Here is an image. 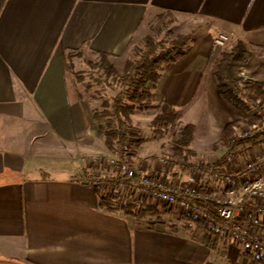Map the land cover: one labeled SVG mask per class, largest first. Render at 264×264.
I'll list each match as a JSON object with an SVG mask.
<instances>
[{"label":"crops","instance_id":"1","mask_svg":"<svg viewBox=\"0 0 264 264\" xmlns=\"http://www.w3.org/2000/svg\"><path fill=\"white\" fill-rule=\"evenodd\" d=\"M160 18L191 35L147 84L152 109L167 103L177 113L214 72L224 46L264 51V0H0V264H250L224 236L162 220L173 209L152 203L158 213L136 221L99 208L103 192L87 177L111 176L95 159L109 153L64 52L128 58ZM186 23L191 30L183 33ZM218 34L228 37L223 47L214 45ZM231 69L223 70L229 85ZM145 163L157 176L158 164Z\"/></svg>","mask_w":264,"mask_h":264},{"label":"built area","instance_id":"2","mask_svg":"<svg viewBox=\"0 0 264 264\" xmlns=\"http://www.w3.org/2000/svg\"><path fill=\"white\" fill-rule=\"evenodd\" d=\"M213 41L220 47L228 37L218 34ZM247 103V123L241 120L229 147L238 138L245 143L225 149L217 162L203 161L191 167L184 161L192 171L184 181H170L160 170L155 177L148 174L143 165L129 161L127 145L95 159L118 175L117 186L127 190L126 195L147 198L183 216L199 217L247 255L264 259V108L254 99ZM161 163L163 159L158 158V169ZM87 177L96 187L114 184L110 175ZM198 204L211 205L213 214Z\"/></svg>","mask_w":264,"mask_h":264},{"label":"trees","instance_id":"3","mask_svg":"<svg viewBox=\"0 0 264 264\" xmlns=\"http://www.w3.org/2000/svg\"><path fill=\"white\" fill-rule=\"evenodd\" d=\"M160 39L159 41L152 36H145L140 43L143 47L140 48V43L135 44L131 48L132 58L126 60L122 66L121 71H117L115 67L109 62L110 58L107 54L88 51L94 55L97 61L92 63L88 62L91 72L100 74L99 77H92L95 85L101 87L94 90L92 94L87 97V101L97 102L99 107L92 109V118L97 127V133L102 137V143L106 151L113 152L118 150L122 145H137L141 140L139 136V128L134 125L133 118L138 114L148 110L152 105L150 96V88L147 84H155L160 78L163 67L171 63L177 58L183 50L187 35L174 34L172 37ZM83 49H74L64 52L63 60L66 70L68 61L77 58ZM84 51V50H83ZM241 47L238 46L234 49V53H229V56H222L217 64L216 70L213 75L216 79V92L217 95L225 103L229 104L232 109L237 113H245L248 108L245 103L244 96L252 94L256 99L260 100L264 106V83L262 82H248L242 85L238 93L230 89L221 80L220 70L226 69L224 62L228 61L227 58L241 62ZM75 83V82H74ZM76 84V83H75ZM88 83H84V93L89 90ZM77 93L80 99L82 98L79 90L82 89L76 84ZM80 88V89H79ZM111 91V92H109ZM112 93V94H111ZM86 100V99H85ZM157 111L151 117L148 123V128L153 139L161 138L167 127V124L173 122L177 118L175 110L167 103H159L156 105ZM237 126L235 120L229 121L223 125L221 131V143L225 145L228 137L233 134L234 128ZM192 133V126L185 125L182 133V140L176 141L171 146L172 157L181 160L184 151L182 148L186 146V141L190 139ZM187 141V142H188ZM245 143L244 140H238L230 149L238 144ZM133 153V150L130 151ZM96 194L102 190L100 187L94 186ZM104 195H99V208L113 213H120L124 216H129L136 221L147 219L158 213V208L147 198L131 200L125 197L121 200L115 190H104ZM203 209L209 210L213 214V207L209 204H198ZM184 227L189 229L191 227L206 231L211 237L217 238L220 236L219 230L212 227L207 221L199 217L192 216L191 214L184 215ZM175 231V228L170 229ZM250 264H264V259L248 255Z\"/></svg>","mask_w":264,"mask_h":264},{"label":"rangeland","instance_id":"4","mask_svg":"<svg viewBox=\"0 0 264 264\" xmlns=\"http://www.w3.org/2000/svg\"><path fill=\"white\" fill-rule=\"evenodd\" d=\"M150 18L152 19L151 21L153 23L155 21V18H153V16H148V19ZM170 23L171 21L166 19L163 20L160 18V20L154 23L155 25L153 24L152 30H149V25L147 24L144 29L146 30L145 31L146 33L144 34H149L158 41L160 39L169 38L166 36L172 37L174 34L191 35V33H186V31L191 30V27L187 25V23L183 26L181 25L179 28L183 31V33L186 34H182L181 32L172 29ZM187 36L189 38V35ZM238 46H240L242 50L240 56L241 58H239L241 62L233 61L229 58H227L228 60L227 62L226 61L224 62V64H226L227 66L226 69L230 67L232 68L230 73H232L233 75L232 80L235 83H232L231 85H229V83H226L224 79L225 76L223 74L224 73L223 70L221 69L219 72L222 82L226 84L230 89L236 91L237 93L238 90H240L242 85L245 83L248 82L264 83V51L262 52L257 51L255 52L256 53L255 54L253 52H250L247 48H244L242 44H236L231 47L224 46L222 50L223 52L220 55L216 64H214L213 69L216 70L215 67H217V64L221 60L222 56L224 55L229 56L230 55L229 53H234V49H236V47ZM141 47H143V43H140V48ZM247 52L249 54H247ZM131 58L132 55L130 54L128 58L123 57L122 60L119 59L112 60L109 58L108 60L119 72L121 71L125 61L128 59L130 60ZM67 61H68V67H67L68 76L72 78L73 82H75L79 87L80 86L82 87V89L79 90V93H81L80 96L84 98V100L85 99L87 100V97L90 94H92L94 90H98L101 88L98 85H95L94 81L92 82L90 77L91 73L93 74L92 77L94 78L99 77L100 74L91 72L89 66L87 65L88 62L92 61L93 63L94 61H97L96 57L90 54L89 52L82 50L81 53L77 55V58L72 59V66H71V60L70 61L67 60ZM244 70H247V73H245ZM245 77L248 78L244 79ZM84 83H88L87 85H90L89 90L86 94L83 92L85 88L84 86H86L84 85ZM216 83L217 82L213 75V72H208L207 74H205L200 87L194 92H192L190 100H188L184 106H181L177 110V118L173 122L167 124L164 135L159 139H153L149 134L148 132L149 128L147 127L149 120L156 113L155 111H157V109H152V105H151L148 108V110H145L144 112L134 117L133 123L135 126H137L140 129L139 136L141 137V140L137 143V145L136 144L132 145V149L130 148L131 146L127 145L129 147V154H130L129 161H132L133 163L138 162L141 165L145 166L146 160L154 161V163L156 164L157 159L161 158L163 159V163H161V169H160L162 174L167 177L169 176L168 179L170 181H174L175 179L178 180L181 179V181H184L186 180L185 178L188 177L189 175L184 173L186 169L187 170L189 169L188 166L195 167L196 163L198 162L203 163V161L204 162L209 161V158L211 160H215L225 152L224 150L225 147L229 149V141L231 140L232 136L228 137L227 141H225L226 143H224L225 145L221 143L222 141L221 131L223 125L228 120L231 119L232 115L235 116L234 119H236L235 122H237L238 128L242 126L241 120L243 122H246V119L249 118L247 117V113L249 112V108H248L249 102L247 103V100L249 101L250 99H254L256 101H259L262 106L263 104L260 100L256 99L252 94H246L244 96V99H245V103L247 104L248 110L245 113H237L232 109V107L229 104L223 102L218 97V95L216 94ZM97 107H99L98 103L96 101L93 102L92 109ZM189 124L190 126H192L191 137L189 141L187 140L188 142L186 141V146L182 148V150L184 151L183 158L181 160H178L172 157L171 146L174 145L176 141L183 139L181 137H183L182 133L184 131L185 125H189ZM238 128L236 129L234 128L233 134L237 133V130H239ZM238 140L241 141V139L239 138ZM234 143L235 141L231 145L233 146ZM132 150L133 153L130 152ZM184 161L187 162L188 166L183 165ZM102 166L104 167L105 165ZM171 174H175L176 177H173L174 175ZM180 174H183V176H179ZM118 179L119 178L117 174L111 173L110 180L111 181L113 180L114 184H112V186L110 187H105V188L101 187L102 192L104 190L116 191V189H120V193L117 191L116 192L118 193V196L121 198V200L125 199V197L130 198L128 195H126L127 192L126 193L124 192L125 190L124 188L117 186ZM161 206H163L164 209L166 210L168 209L164 205ZM177 213L178 212L175 210V211H171L170 215L167 214L165 215L164 212H161L160 215L163 218L162 220H167V222L169 221L170 223H173L177 227H181V224L185 223L184 221L185 219L183 215H177Z\"/></svg>","mask_w":264,"mask_h":264}]
</instances>
